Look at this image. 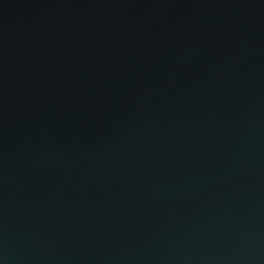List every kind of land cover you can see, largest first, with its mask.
I'll return each instance as SVG.
<instances>
[{
	"label": "water",
	"instance_id": "95a60500",
	"mask_svg": "<svg viewBox=\"0 0 264 264\" xmlns=\"http://www.w3.org/2000/svg\"><path fill=\"white\" fill-rule=\"evenodd\" d=\"M0 264H264V0H0Z\"/></svg>",
	"mask_w": 264,
	"mask_h": 264
}]
</instances>
